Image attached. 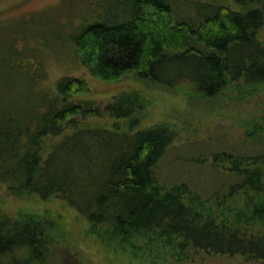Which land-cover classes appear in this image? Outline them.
I'll list each match as a JSON object with an SVG mask.
<instances>
[{
    "label": "trees",
    "instance_id": "trees-1",
    "mask_svg": "<svg viewBox=\"0 0 264 264\" xmlns=\"http://www.w3.org/2000/svg\"><path fill=\"white\" fill-rule=\"evenodd\" d=\"M74 6L65 19L58 7L24 17L29 39L0 61V184L41 205L8 213L0 198V264H84L77 240H67L69 212L104 264H210L204 256L264 264V109L247 120L243 138L173 157L183 164L163 174L177 134L166 123L144 126V90L103 103L86 78L53 82L47 69L69 56L105 84L182 86L209 102L229 91L258 97L264 0ZM53 204L55 214L44 207Z\"/></svg>",
    "mask_w": 264,
    "mask_h": 264
},
{
    "label": "rangeland",
    "instance_id": "rangeland-1",
    "mask_svg": "<svg viewBox=\"0 0 264 264\" xmlns=\"http://www.w3.org/2000/svg\"><path fill=\"white\" fill-rule=\"evenodd\" d=\"M77 0H0V31L4 30V39L0 37V61L6 62L10 54L18 47L22 46L24 38L29 39V31L22 27V19L29 20V15L43 12L49 8L58 7L60 13L56 17L67 18L72 16V12L78 11L71 7ZM72 13V14H71ZM80 13V12H78ZM69 14V15H67ZM71 14V15H70ZM65 19V17L63 18ZM44 30H40L43 34ZM1 34V32H0ZM42 43V42H41ZM43 48V49H42ZM57 54L62 56L64 49L60 48ZM43 50V51H42ZM44 55V46H41L39 53ZM49 79L55 82L63 75L84 77L90 83L92 98L107 103L119 91L127 89H142L149 99V103L144 108L141 117L144 126H153L159 123H166L176 132L177 139L173 145L172 153L166 162L162 164L163 174L172 172L176 167L183 163H173V159H190L204 154L210 144L226 146L229 144V137L243 138L244 126L250 121L252 115H259L260 110L264 109V94L258 97L238 99L240 96L234 91H229L227 99H216L206 101L193 96L188 88L176 87L172 89L163 88L158 85H150L138 82L135 79H128L121 83L105 84L94 78L81 63L75 62L71 57H66L61 63L53 60L47 62ZM259 103L256 106V103ZM248 120V121H247ZM228 143V144H227ZM174 157V158H173ZM165 172V173H164ZM207 188V187H206ZM210 189L211 186H208ZM2 197L6 212L17 213L20 208L30 209L38 213L40 210L33 201L21 200L7 194L6 188L0 184V198ZM52 214L57 212V205H45ZM70 224L67 231V240H72V248L84 264H104L91 243L85 242L81 238V225L78 220L74 221V213L69 212ZM69 231V232H68ZM71 231V233H70ZM69 236V237H68ZM205 258L206 263L210 264H241L240 260H228ZM67 261V260H66ZM68 262V261H67ZM200 262V261H199Z\"/></svg>",
    "mask_w": 264,
    "mask_h": 264
}]
</instances>
